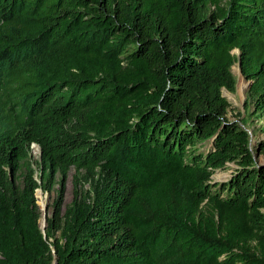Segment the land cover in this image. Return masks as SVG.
<instances>
[{
  "label": "trees",
  "instance_id": "1",
  "mask_svg": "<svg viewBox=\"0 0 264 264\" xmlns=\"http://www.w3.org/2000/svg\"><path fill=\"white\" fill-rule=\"evenodd\" d=\"M251 107L264 0H0V264H264ZM58 173L44 234L36 193Z\"/></svg>",
  "mask_w": 264,
  "mask_h": 264
},
{
  "label": "rangeland",
  "instance_id": "2",
  "mask_svg": "<svg viewBox=\"0 0 264 264\" xmlns=\"http://www.w3.org/2000/svg\"><path fill=\"white\" fill-rule=\"evenodd\" d=\"M233 54L239 56L240 52L239 50L235 49L233 51ZM233 72L237 78V86L235 92H230L227 89H223V95L229 100L230 102V108L227 117L230 120H239L240 113L246 115V103L249 97V82L246 80L245 76L242 73L240 63L237 62L233 66ZM253 99L251 98V101ZM254 107H251V109L248 111L247 115L250 118V122H253L250 124L249 131L252 135V147L255 150L257 147V144L259 141L264 140V132L260 129L261 126L264 124V115L261 116L260 119L256 115H252L251 112L253 111ZM209 148V143L206 144V146L202 150H207ZM41 155V150L38 145H33L32 149V156L34 161H39ZM258 161L262 164H264V154L258 155L256 154ZM236 169L235 164H228L227 167L223 169L217 170L212 180L213 182H223L230 179ZM76 171L74 169H71L69 171V176L67 178V185H66V198H65V206H68L72 203L75 195V189L77 188V185L75 183L76 181ZM62 178V175L58 173L56 175V185L51 189H45L43 187L39 188L36 193L37 197V203L42 211V218H41V226L47 225V219L48 217H51L54 213V202L58 197V189L60 188V180ZM88 185L84 186L83 181H80L78 179V189L82 192L83 190L88 189ZM42 200L45 201V203L42 202Z\"/></svg>",
  "mask_w": 264,
  "mask_h": 264
},
{
  "label": "water",
  "instance_id": "3",
  "mask_svg": "<svg viewBox=\"0 0 264 264\" xmlns=\"http://www.w3.org/2000/svg\"><path fill=\"white\" fill-rule=\"evenodd\" d=\"M249 84H250V83H249ZM41 229H42L43 233L45 234V231H46V225L41 226ZM56 262H57V261H56Z\"/></svg>",
  "mask_w": 264,
  "mask_h": 264
},
{
  "label": "bare ground",
  "instance_id": "4",
  "mask_svg": "<svg viewBox=\"0 0 264 264\" xmlns=\"http://www.w3.org/2000/svg\"><path fill=\"white\" fill-rule=\"evenodd\" d=\"M42 202H43V203H45V201H44V200H42Z\"/></svg>",
  "mask_w": 264,
  "mask_h": 264
}]
</instances>
